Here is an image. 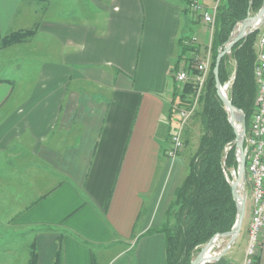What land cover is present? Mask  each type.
Returning a JSON list of instances; mask_svg holds the SVG:
<instances>
[{
	"label": "crops",
	"instance_id": "crops-1",
	"mask_svg": "<svg viewBox=\"0 0 264 264\" xmlns=\"http://www.w3.org/2000/svg\"><path fill=\"white\" fill-rule=\"evenodd\" d=\"M185 1L0 0V226L27 234L37 264L165 263L147 231L188 165L186 149L168 155L173 74L180 40L207 30ZM246 203L244 230L206 264H241Z\"/></svg>",
	"mask_w": 264,
	"mask_h": 264
},
{
	"label": "trees",
	"instance_id": "trees-1",
	"mask_svg": "<svg viewBox=\"0 0 264 264\" xmlns=\"http://www.w3.org/2000/svg\"><path fill=\"white\" fill-rule=\"evenodd\" d=\"M262 3L263 0H221L217 5L216 23L210 44L212 61L198 98L200 108L194 115L201 126L197 146L193 154L188 155L186 174L168 206L166 220L160 227L147 231L163 234L166 250L164 264H189L200 246L216 233L229 231L235 222L236 204L225 176L226 172L230 179L229 169L237 170L233 143L235 133L216 93L213 67L219 48L228 40L235 24L248 16L253 8L258 10ZM257 31L233 44L230 55L225 54L221 58L218 68L222 85L231 79L227 95L232 105L243 111L246 125L252 114L256 93L253 44ZM30 33L29 30L11 32L3 37L2 44L9 45L21 41ZM188 41L189 38L180 40V54L183 51H191ZM230 60L234 62L232 68L229 65ZM176 87L178 86L174 84L171 104L178 97L179 100L190 99L196 91L192 81L184 83L179 89ZM28 264H37L35 249L32 250ZM54 264H61L58 252Z\"/></svg>",
	"mask_w": 264,
	"mask_h": 264
},
{
	"label": "built area",
	"instance_id": "built-area-1",
	"mask_svg": "<svg viewBox=\"0 0 264 264\" xmlns=\"http://www.w3.org/2000/svg\"><path fill=\"white\" fill-rule=\"evenodd\" d=\"M192 4L196 16L200 18L207 27L208 25L211 26L210 29L212 30L217 4L209 9L197 0H194ZM256 30L260 32L257 34L256 54L253 66L256 93L252 114L248 125H246V132L243 137L246 172L243 191L246 202H249L251 205V217L241 264H256L262 237L264 235V22L259 25ZM189 41H196V37H191ZM209 64L210 50L208 54L198 62L196 72L179 70L174 74V80L177 83L192 81L196 86L197 94L195 93L193 97V103L176 112L175 127L170 136L171 147L168 151L170 157L178 155L183 148L182 138L184 130L188 124V120L193 114V109L199 98V92L205 84ZM230 81L223 84L225 90L230 86ZM215 246L218 250H214ZM215 246L211 250L212 255L218 254L223 248L220 240L217 241Z\"/></svg>",
	"mask_w": 264,
	"mask_h": 264
},
{
	"label": "rangeland",
	"instance_id": "rangeland-1",
	"mask_svg": "<svg viewBox=\"0 0 264 264\" xmlns=\"http://www.w3.org/2000/svg\"><path fill=\"white\" fill-rule=\"evenodd\" d=\"M197 1H200V0H197ZM192 2H194V0H186L185 6H186L188 11H191L190 14L196 16L195 11L193 9ZM215 2H216L215 4L218 5L221 2V0H215ZM66 6H67V8H70L71 6H75V4H66ZM261 6H260V8H261ZM258 10L253 8L249 15L252 16V15L256 14L258 12ZM196 20H200V19L197 18V16H196ZM200 21H202V20H200ZM215 23L216 22L214 19L212 30L210 29L211 26L208 25L205 33H203V31H200L199 25L196 26V28L194 29V33H195L196 38H198V41L200 43V49L194 45V44H197L196 41H188V45L191 48V51H183V53L180 54L179 59H178L179 67H178V70H176V72L179 70H188V71L196 72V66H197L198 62L200 61L201 58L205 57V55L208 54L209 50H210V64H211L212 52H211V49L209 47L210 46L209 44H211L212 32L215 28ZM25 31H28V30H25ZM259 33L260 32L257 31V34H259ZM256 39H257V37L255 38V41L253 44L255 54H256ZM227 54L230 55V52ZM210 64H209V68H208V73L210 70ZM229 65L231 66V68L233 67V65H234L233 60H230ZM208 73H207V75H208ZM174 74H173V80H174ZM231 75H232V73H230V76ZM206 78H207V76H206ZM174 82H175L174 84H176V86H178V87H176L177 89L181 88V86L184 84V83H177L175 80H174ZM228 89H229V87L225 91L227 92ZM202 90H203V88H201L199 95L201 94ZM195 93H196V91H195ZM194 96H195V94L192 95L191 98L188 100H186V99H182V100L180 99L179 100V97L176 98L175 102L172 103V106H171V110H172L171 113L173 114V116L175 117L176 112L178 110H180L181 108H186L191 103H193V97ZM199 108L200 107L198 106V100H197L196 105L193 109V114L191 115L190 119L188 120V124H189L188 130L189 131H187L186 137H184V134H183V138H182L183 139L182 151L183 150L185 151V149H186L187 157L189 154H193V152L195 151L196 146H197L198 136L201 132V126H200V123L198 121V118L196 116H194L195 112L198 111ZM229 175H230V179L229 178L228 179L231 180L236 175L235 170H233L232 168L229 169ZM246 191H247V186H246ZM245 214H246V217H245V220L243 221V225L241 226V233L245 228V224L247 222V218L249 215L248 214V203H246V205H245ZM225 242H226L225 238L220 239V243L222 246H224ZM237 244L238 243H236V246H237ZM200 248H201V246H200ZM33 249H34L33 244L29 241V239H27V234L23 230H18V229L14 228L12 226H9V225L8 226L7 225L0 226V264H28L29 258L31 256ZM214 250H218V248L215 246ZM196 254H197V252L194 254V256Z\"/></svg>",
	"mask_w": 264,
	"mask_h": 264
},
{
	"label": "water",
	"instance_id": "water-1",
	"mask_svg": "<svg viewBox=\"0 0 264 264\" xmlns=\"http://www.w3.org/2000/svg\"><path fill=\"white\" fill-rule=\"evenodd\" d=\"M264 22V0L261 8L258 12L252 16L248 14L243 20L235 24L233 30L231 31L228 40L224 43V45L218 50V53L215 58V64L213 67V76L215 81L216 93L221 102L223 103L225 112L227 113V120L232 126L235 138L233 140L235 146V155L237 160V170L236 175L229 180L228 176L225 172V176L227 177L230 187L232 197L236 204V219L231 227V229L224 233H216L213 235L205 244H203L197 254L193 257L189 264H206L215 260H218L222 257L225 252L232 246L236 237L238 236L241 226L243 223V219L245 216V194L243 191L246 172H245V155H244V147H243V137L246 132V117L244 113L234 107L225 91L224 86L220 83L218 77V68L221 61V58L230 52L233 44H235L240 39L246 37L250 33L256 30V28ZM257 25V26H255ZM236 111L239 113V117L236 118ZM225 238L226 242L223 248L220 250L218 254L212 255L211 250L215 246L218 240ZM209 251V257L205 256V252Z\"/></svg>",
	"mask_w": 264,
	"mask_h": 264
},
{
	"label": "bare ground",
	"instance_id": "bare-ground-1",
	"mask_svg": "<svg viewBox=\"0 0 264 264\" xmlns=\"http://www.w3.org/2000/svg\"><path fill=\"white\" fill-rule=\"evenodd\" d=\"M235 116H236V118H238V117H239V113H238L237 111H236V115H235ZM208 254H209V251L205 252V256H206V257H209V255H208Z\"/></svg>",
	"mask_w": 264,
	"mask_h": 264
}]
</instances>
